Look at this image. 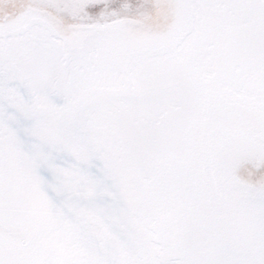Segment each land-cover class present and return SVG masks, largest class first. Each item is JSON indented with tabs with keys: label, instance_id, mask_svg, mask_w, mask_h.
Returning <instances> with one entry per match:
<instances>
[{
	"label": "snow or ice",
	"instance_id": "1",
	"mask_svg": "<svg viewBox=\"0 0 264 264\" xmlns=\"http://www.w3.org/2000/svg\"><path fill=\"white\" fill-rule=\"evenodd\" d=\"M0 264H264V0H0Z\"/></svg>",
	"mask_w": 264,
	"mask_h": 264
}]
</instances>
